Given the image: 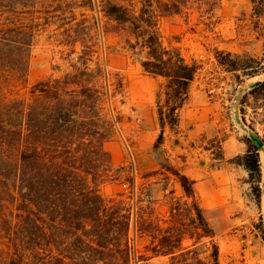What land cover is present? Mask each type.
I'll use <instances>...</instances> for the list:
<instances>
[{
    "label": "trees",
    "instance_id": "obj_1",
    "mask_svg": "<svg viewBox=\"0 0 264 264\" xmlns=\"http://www.w3.org/2000/svg\"><path fill=\"white\" fill-rule=\"evenodd\" d=\"M44 1L0 0V264H138L154 257L176 264H219L216 237L195 182L181 170L165 165L154 174L161 176L163 192L168 182L177 184L179 197L170 191L156 202L150 184L137 187L133 180L127 196L106 200L100 195L98 185L112 172L103 144L119 122L112 117V101L122 83H110L94 62L97 42L82 46L70 72L35 83L28 98L12 97L10 89L26 82L31 51L48 22L40 11ZM99 2L95 9L122 36L141 71L163 80L155 99L161 134L153 149H158L164 130L177 132L190 85L202 69L201 62L163 45L158 21L181 15L192 0H140L139 8ZM251 3L255 28L264 30V0ZM215 59L238 84L240 78L264 74L261 63L251 58L217 52ZM247 95L264 97V79ZM256 138L261 147L250 139L234 163L246 173L259 209L264 139ZM256 229L264 244L261 224Z\"/></svg>",
    "mask_w": 264,
    "mask_h": 264
},
{
    "label": "rangeland",
    "instance_id": "obj_2",
    "mask_svg": "<svg viewBox=\"0 0 264 264\" xmlns=\"http://www.w3.org/2000/svg\"><path fill=\"white\" fill-rule=\"evenodd\" d=\"M45 0L40 10L48 19L31 51L26 82L10 89L12 97L28 98L30 88L47 78H59L71 71L82 46L97 42L94 62L104 68L110 83L120 81L122 89L112 101V117L119 122L103 148L110 158L111 176L98 185L104 199L128 195L131 180L136 186L150 184V196L160 202L172 191L170 181L161 191L162 166L181 170L195 182L194 189L204 218L215 234L219 264H264V244L258 232L264 229V202L257 209L251 198L247 175L234 163L246 152L248 141L264 139V97L244 96L264 74L240 78L216 65L217 52L231 59H253L264 68V30L255 28L251 0H192L179 16L160 18L158 32L164 46L178 48L187 58L201 62V71L190 85V96L180 112L176 133L164 130V141L153 145L160 128L155 99L162 79L145 75L125 50L122 36L95 9L99 1ZM139 8L140 0H110ZM168 2V0H162ZM93 68V66H91ZM238 74V73H237ZM264 189V151H259ZM263 203V204H262ZM260 218L262 222H260ZM176 264L165 257L146 263Z\"/></svg>",
    "mask_w": 264,
    "mask_h": 264
},
{
    "label": "water",
    "instance_id": "obj_3",
    "mask_svg": "<svg viewBox=\"0 0 264 264\" xmlns=\"http://www.w3.org/2000/svg\"><path fill=\"white\" fill-rule=\"evenodd\" d=\"M253 141L257 144V146L261 147V143L257 138L253 139Z\"/></svg>",
    "mask_w": 264,
    "mask_h": 264
},
{
    "label": "bare ground",
    "instance_id": "obj_4",
    "mask_svg": "<svg viewBox=\"0 0 264 264\" xmlns=\"http://www.w3.org/2000/svg\"><path fill=\"white\" fill-rule=\"evenodd\" d=\"M264 186V185H263ZM262 199H264V189H263V193H262V196H261ZM264 202V200H263ZM263 204V203H262Z\"/></svg>",
    "mask_w": 264,
    "mask_h": 264
}]
</instances>
